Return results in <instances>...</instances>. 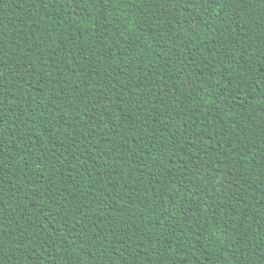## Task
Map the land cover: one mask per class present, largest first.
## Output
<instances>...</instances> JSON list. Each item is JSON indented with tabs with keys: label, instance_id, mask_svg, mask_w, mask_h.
Segmentation results:
<instances>
[{
	"label": "trees",
	"instance_id": "1",
	"mask_svg": "<svg viewBox=\"0 0 264 264\" xmlns=\"http://www.w3.org/2000/svg\"><path fill=\"white\" fill-rule=\"evenodd\" d=\"M0 264H264V0H0Z\"/></svg>",
	"mask_w": 264,
	"mask_h": 264
}]
</instances>
